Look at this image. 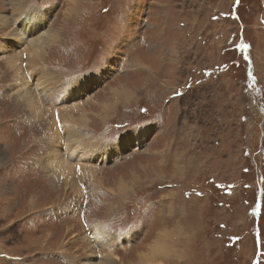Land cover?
<instances>
[{
  "label": "rangeland",
  "instance_id": "374dc122",
  "mask_svg": "<svg viewBox=\"0 0 264 264\" xmlns=\"http://www.w3.org/2000/svg\"><path fill=\"white\" fill-rule=\"evenodd\" d=\"M0 264H264V0H0Z\"/></svg>",
  "mask_w": 264,
  "mask_h": 264
},
{
  "label": "bare ground",
  "instance_id": "6f19581e",
  "mask_svg": "<svg viewBox=\"0 0 264 264\" xmlns=\"http://www.w3.org/2000/svg\"><path fill=\"white\" fill-rule=\"evenodd\" d=\"M20 1V0H19ZM76 4V3H75ZM20 6V5H19ZM74 7V6H73ZM75 9V8H74ZM73 9V10H74ZM72 10V11H73ZM75 12V11H74ZM79 12V11H78ZM71 13V12H70ZM77 13V12H76ZM70 15V14H69ZM37 15L35 14H33V15H29V17L28 18H26L25 20H24V22L21 24L22 26H21V28L22 29H27V28H29L31 25H34V24H36L37 23ZM70 18V17H69ZM66 20V19H65ZM20 22V21H19ZM32 27V26H31ZM80 29V28H79ZM18 32H19V30H18ZM22 32H23V30H22ZM20 33V32H19ZM18 35H21V34H18ZM22 36V35H21ZM58 44H60V43H58ZM44 67V66H43ZM48 69V68H47ZM50 75V74H49ZM57 78V77H56ZM54 80V79H53ZM72 84V83H71ZM124 92V91H123ZM122 95V94H121ZM125 95V94H124ZM113 96L115 97L116 96V94L114 93L113 94ZM111 97V96H110ZM110 97H107V102H109L110 100H111V98ZM15 98V97H14ZM104 98V97H103ZM118 98V97H117ZM106 102V103H107ZM30 111V110H29ZM76 112H79V113H82V114H87L88 112L85 110V108H83V106H78V107H76ZM102 114V113H101ZM103 114H105V113H103ZM106 116H108V114H106ZM106 118V117H105ZM99 119V118H98ZM102 119V122H101V124L103 125L104 124V122L103 121H105V119L104 118H101ZM15 126L16 127H19L20 125L19 124H17V123H15ZM15 139V138H14ZM6 143H8V142H6ZM47 159V158H46ZM47 161V160H46ZM180 168V167H179ZM97 169V168H96ZM176 171H177V168H176ZM56 179V178H55ZM53 181H55V180H53ZM75 210V209H74ZM76 215V214H75ZM75 218V217H74ZM162 249V250H161ZM160 249V251L158 252V255L157 256H155V258H161V257H164L166 254H167V249H163V248H161ZM139 260L141 261L142 260V258H140L139 257ZM139 262V261H138Z\"/></svg>",
  "mask_w": 264,
  "mask_h": 264
}]
</instances>
